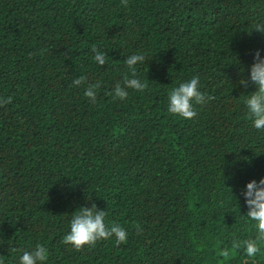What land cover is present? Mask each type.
Here are the masks:
<instances>
[{
    "label": "trees",
    "instance_id": "16d2710c",
    "mask_svg": "<svg viewBox=\"0 0 264 264\" xmlns=\"http://www.w3.org/2000/svg\"><path fill=\"white\" fill-rule=\"evenodd\" d=\"M258 23L264 0H0V97L13 98L0 107L4 264L38 243L45 264H244L242 249L217 252L256 234L243 192L264 177V130L244 102L256 86L239 81L264 58ZM132 54L148 87L114 98ZM81 75L101 82L95 103L72 85ZM194 76L212 99L193 102V119L170 114V90ZM92 203L127 243H62Z\"/></svg>",
    "mask_w": 264,
    "mask_h": 264
},
{
    "label": "clouds",
    "instance_id": "9594fccd",
    "mask_svg": "<svg viewBox=\"0 0 264 264\" xmlns=\"http://www.w3.org/2000/svg\"><path fill=\"white\" fill-rule=\"evenodd\" d=\"M125 7L128 0H121ZM254 29L264 34V23H258ZM94 53L93 59L101 66L107 62L106 53L100 51L95 45L91 48ZM261 50L258 49L254 55V63L250 68V76L242 78L239 83L245 88L250 84L256 86V90L251 92L245 99V105L248 110V117L252 120L253 126L258 130H264V58L261 57ZM146 57L143 54H132L125 59V65L130 69L132 78H125L123 85L116 83L111 95L114 98L126 99L129 95L127 89L131 88L138 91H144L148 85L136 77V65L145 62ZM72 85L84 86V96L92 103L96 102L97 92L101 87V82L90 83L88 77L81 75L72 81ZM207 94L200 90V77L194 76L189 81L174 87L168 94V112L180 116L184 119H193L197 112L193 102L196 104L205 103ZM12 97H0V107L12 102ZM207 99L212 97L207 96ZM243 195L248 207L246 213L250 221L255 222L256 234L245 239H233L230 247L225 246L218 250L217 255L224 259H229L234 251L243 250L244 264L255 262V258L262 251L264 245V177L259 181L253 179L246 184V190ZM107 211L98 208L95 203L91 206H81L76 210L70 221V231L63 237L62 243L70 244L77 251H81L85 246L95 247L101 240H107L115 237V244L119 246L127 243V230L119 223L108 224L105 222ZM137 232L142 231L140 225H137ZM15 252L16 249H11ZM49 252L43 244H37L32 250H25L19 258V264H45L48 260ZM0 264H4L3 258H0Z\"/></svg>",
    "mask_w": 264,
    "mask_h": 264
}]
</instances>
